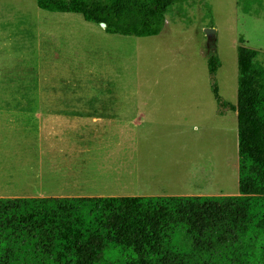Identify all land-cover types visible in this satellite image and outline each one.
Segmentation results:
<instances>
[{
    "label": "rangeland",
    "instance_id": "1",
    "mask_svg": "<svg viewBox=\"0 0 264 264\" xmlns=\"http://www.w3.org/2000/svg\"><path fill=\"white\" fill-rule=\"evenodd\" d=\"M239 46L264 63V0H182L167 10L159 35L143 38L108 34L36 0H0V102L168 104L174 122L148 139L166 168L164 192L237 195L236 112L220 115L207 58L218 57L219 95L236 106ZM59 186L43 192H68Z\"/></svg>",
    "mask_w": 264,
    "mask_h": 264
},
{
    "label": "trees",
    "instance_id": "2",
    "mask_svg": "<svg viewBox=\"0 0 264 264\" xmlns=\"http://www.w3.org/2000/svg\"><path fill=\"white\" fill-rule=\"evenodd\" d=\"M182 0H36L113 35L157 36ZM220 61L207 58L212 96L236 112L238 194L0 198V264H264V63L237 48V102L219 95Z\"/></svg>",
    "mask_w": 264,
    "mask_h": 264
},
{
    "label": "crops",
    "instance_id": "3",
    "mask_svg": "<svg viewBox=\"0 0 264 264\" xmlns=\"http://www.w3.org/2000/svg\"><path fill=\"white\" fill-rule=\"evenodd\" d=\"M167 106L0 102V198L171 196L148 143L174 122Z\"/></svg>",
    "mask_w": 264,
    "mask_h": 264
},
{
    "label": "water",
    "instance_id": "4",
    "mask_svg": "<svg viewBox=\"0 0 264 264\" xmlns=\"http://www.w3.org/2000/svg\"><path fill=\"white\" fill-rule=\"evenodd\" d=\"M100 26L103 28V27H105V24L104 23H101ZM208 33L211 34L212 31L210 30Z\"/></svg>",
    "mask_w": 264,
    "mask_h": 264
}]
</instances>
